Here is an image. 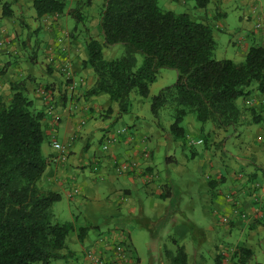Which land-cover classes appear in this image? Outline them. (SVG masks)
<instances>
[{
    "label": "trees",
    "instance_id": "trees-1",
    "mask_svg": "<svg viewBox=\"0 0 264 264\" xmlns=\"http://www.w3.org/2000/svg\"><path fill=\"white\" fill-rule=\"evenodd\" d=\"M90 2L87 0V4ZM207 3L208 0H198L200 7ZM33 6L38 17L67 11L79 22L83 18L79 8L67 10L66 0H34ZM6 7L4 15H10L11 10ZM98 27L100 38L88 33L86 42L88 58L83 64L92 68L96 76L87 96L108 95L110 101L117 104L118 117H121L129 111L133 90L148 97L160 71L175 70L176 82L152 97L151 111L159 119L160 111L170 108L173 122L169 133L173 140L182 141V145L187 144L190 148L195 145L182 125L189 114H194L199 123H211L216 136L220 130L234 132L243 123L248 110L242 109L238 100L245 99L253 90L264 95L263 43H252L242 62L215 59L217 43L211 26L196 21L188 13L163 10L159 0H105ZM262 31L264 29L259 30ZM114 45H123V54L116 59H106L103 48ZM138 54L143 58L140 66L137 65ZM26 82L23 79L13 83L8 100L0 95V264H51L54 260H67L76 255L67 245L68 236L76 230L74 221L60 222L53 211L61 195L38 186L50 163L42 150L45 112L36 111L34 102L27 97ZM129 130L128 126L112 128L104 130L100 137L102 151L108 154L118 173L122 162L130 166L135 162L111 151L127 138ZM200 141L198 143H204L207 148L208 141ZM142 157L151 158L152 151L144 150ZM173 158L168 156L167 160ZM135 166L125 173H133ZM206 181L216 187L221 176L217 179L206 177ZM260 186L254 184L253 191L257 193ZM171 189V184L163 185L160 197L168 198ZM233 196L231 192L226 194L235 203L238 198ZM239 211L235 212L237 216L248 218L242 208ZM92 228L90 225L78 228L77 236L81 242ZM102 235L98 240L104 239ZM115 246L124 248L130 260L133 259L135 252L130 244L120 241L114 243L112 249L107 245L101 252L103 258L107 252L110 254L107 263L124 261L116 258ZM87 250L95 251L92 247L86 248L84 255ZM253 255L251 249L238 247L236 260L231 262L248 264ZM174 263L187 264L183 246L177 245Z\"/></svg>",
    "mask_w": 264,
    "mask_h": 264
},
{
    "label": "crops",
    "instance_id": "crops-1",
    "mask_svg": "<svg viewBox=\"0 0 264 264\" xmlns=\"http://www.w3.org/2000/svg\"><path fill=\"white\" fill-rule=\"evenodd\" d=\"M33 2L34 0H0L2 18L0 32L8 39L15 37V41L24 36L23 41L27 43L29 37L36 36L37 43L45 50V60L49 65L48 71L45 74L41 73V77L49 80L46 82L49 83V95L55 105L53 112L47 110V102L41 94L31 90L34 78L26 82L27 94L34 97V107L45 112L43 130L45 140L49 138L47 144L44 142L42 150L43 154L50 158V163L38 186L58 192L62 198L64 194L68 201H75L77 206L92 208L95 212L101 211L107 220L113 222H108L111 226L95 236L89 237L88 231L83 242L76 236L79 247L78 250H72L78 254L92 247L97 254L103 252L107 246L100 245L98 238L101 234H107L113 243L130 241L135 252L130 261H110L108 264H175L177 245L183 246L187 254V264H233L231 261L236 260L235 250L238 247L249 248L254 253L248 264H264V95L253 90L242 103L238 102L242 109L248 110L245 111L243 123L232 132V142L224 140L226 136L221 135V130L216 132L223 139L220 138V144L222 142L224 145L231 144L237 153L232 154L229 163L221 164L209 159L200 164V169H203L208 179H217L221 176V182L212 187L206 181L208 205L201 212L205 222H194L190 218L187 222H190L191 226H188L187 223L176 219V215H186L179 200L176 199L179 193L176 192L169 175L160 174L158 171L154 148L149 138L142 135L134 123L128 125L130 133L126 135L127 138L111 150L114 154L130 157L135 161L137 165L133 173H118L112 166L108 154L103 151L94 150L92 160L88 156L89 162L83 163L90 149V139L97 131L112 130L108 123L111 124L118 115V106L112 103L106 94L87 96L96 79L93 69L83 64L88 58L86 50L88 32L84 34L82 29L74 24L72 19L74 17L67 11L60 15L38 17ZM5 5L11 10L10 15H4ZM262 6L264 7V3ZM69 9L68 7L67 10ZM222 15L220 12L219 16ZM10 25L14 28L12 34ZM90 27L89 33L95 35L93 26ZM96 31L99 34L98 30ZM257 33L251 31L250 35L242 37L245 40L244 59L252 43L259 42L264 45V32ZM4 58L8 59L7 56H0V63ZM65 63L68 64V69L64 73L62 66ZM33 68L35 67L33 66L31 70ZM34 70L36 71V68ZM5 76L8 74L5 73ZM37 81L40 82L39 79ZM72 82L73 89L69 85ZM109 108L111 111H108ZM255 117L258 119L257 122ZM213 131L212 127L210 138L217 137L214 141L217 145L219 137ZM55 136L62 137L63 144L71 143L64 161L59 151L52 146V139ZM78 141H81V145ZM144 150L152 151V157L143 158ZM172 157L174 158L166 161L179 164L177 158ZM96 164L100 167L98 171H94ZM87 165L92 169L91 177L86 176L73 190H69L72 169L76 167V170L84 173ZM166 184L172 185L171 195L162 199L160 195L164 191L163 185ZM254 184L261 185L257 193L253 191ZM228 192L238 198L239 207L248 214L247 219L233 212L234 201L226 197ZM77 195L79 196L76 197ZM89 198H94V201L91 203L88 201ZM192 209L196 210L195 207ZM122 212L126 213L125 219L116 223L115 218ZM88 221L90 223L87 225L94 229L98 227L96 216L89 217ZM170 224L174 228L171 236L172 245L167 246L165 243V249H162L160 245H156V240ZM132 226L134 227L130 230ZM138 226L148 230L154 241L153 249L149 250L148 256L137 249V239L133 232ZM72 258L64 261L68 262ZM104 258L110 259V254L107 252ZM77 264L94 263L85 258Z\"/></svg>",
    "mask_w": 264,
    "mask_h": 264
},
{
    "label": "rangeland",
    "instance_id": "rangeland-1",
    "mask_svg": "<svg viewBox=\"0 0 264 264\" xmlns=\"http://www.w3.org/2000/svg\"><path fill=\"white\" fill-rule=\"evenodd\" d=\"M105 0H91L87 4V0H67V7L79 8L82 12V20L79 22L78 18H72L74 24H76L80 29H82L85 34L86 31L92 29L94 36L99 38L100 27L97 29L96 24L98 22L99 14L101 12L102 6ZM264 0H208V3L204 7L198 5V0H159V6L163 10H171L176 13H188L193 19L199 22H203L211 26L213 34L217 43L216 50L214 52L215 59H232L236 63L242 62L244 60L243 45L245 40H243L246 34L257 33L258 30L255 29V25L261 19H264V7L262 6ZM222 12V16L219 13ZM2 18H0V21ZM1 28V25H0ZM13 26L10 25L11 34L14 33ZM98 33L97 34V31ZM259 34V33H257ZM244 37V38H242ZM24 36L20 40L15 41V37L8 39L2 32H0V41L4 42L3 46H0V56H7L8 59H2L0 66V91L1 96L4 100H8L11 97V86L13 83L19 80L32 81L31 90H35L37 94L40 95L41 90H45L49 87V80L43 79L41 73H46L48 71V64L46 63L45 50L36 41V36L29 37V42L23 41ZM27 40V38H26ZM19 41V42H18ZM242 51V52H241ZM103 52L106 59H116L121 57L124 52L123 45H114L111 47H104ZM8 60H10L8 62ZM12 60V61H11ZM142 55H137V65L142 64ZM0 63V64H1ZM36 68V71L33 68ZM34 72V73H33ZM5 73L8 76H5ZM32 74H34L32 76ZM40 77V78H39ZM39 79L40 82L37 80ZM177 73L173 69H162L158 75L157 81L153 83L150 87V94L148 97L140 96L136 90H133L130 94V107L129 111L118 117V115L113 119L111 125L113 129H119L124 126L132 125L140 130L142 135H146L149 138L151 145L154 148V153L156 155V160L158 161V171L160 174H168L171 183L175 185L176 192L179 193L176 197L178 202H180L181 207L186 213L185 216L176 215V219L187 223L188 226L190 222L188 219H192L194 222L204 223V216L201 214L203 208L208 205L205 188L207 186L206 174L203 169H200V164L209 159L215 160L218 163H229L232 159V154L237 153L235 148L231 144H225L222 142L220 144L221 135H225L224 140L233 141L232 131H222L217 142L214 141L217 137L210 138V131L212 129L211 123L202 124L195 119L194 114H189L183 122V126L188 131V139L195 143L193 148L188 147V145H182V141H175L170 137L169 126L173 122L172 114L170 108H163L160 111L159 119H156L151 111V100L152 97L159 93V91L169 85L176 82ZM48 80V81H47ZM47 81V82H46ZM46 86V87H45ZM49 93V88L47 89ZM27 97L34 101V97L27 94ZM243 99H239L238 102L242 103ZM36 108V107H35ZM38 109L36 108V111ZM104 124H107L104 122ZM104 130H98L94 137L90 139V149L83 163L92 160L94 155V150L102 151V143L100 137L102 136ZM213 136V135H212ZM56 140L63 144L62 137H56ZM49 138H46L45 142L47 144ZM200 140H207L208 143L205 148L204 143H198ZM45 144V148H46ZM81 145V141H78ZM197 150V151H196ZM196 151L193 155L192 152ZM88 156L90 157L88 159ZM168 156H175L179 164L167 162ZM94 159V158H93ZM96 166V170L100 169ZM72 169V174L69 176V190L85 180L86 176L91 177V168L86 166V171L83 173ZM98 173V172H96ZM121 181V179L119 180ZM99 184V183H98ZM75 190V189H74ZM63 198L53 206V211L60 222H67L74 220L76 230L71 232L67 238V245L72 250H78L79 243L76 239L78 235V228L86 226L90 221L89 217H95L98 220V227L89 230V237L95 236L98 232L106 231L111 224V220H107L104 213L101 211L95 212L92 208H85L83 206H77V203L70 202L62 195ZM77 195L76 197H78ZM78 200V198L76 199ZM88 201L91 203L94 198H89ZM147 207V206H146ZM193 207L196 208L192 209ZM97 213V214H96ZM73 216L75 219H73ZM126 213L122 212L117 216L116 223L123 221L125 219ZM139 218V217H138ZM119 221V222H118ZM113 223V222H111ZM124 223V222H123ZM140 223V222H139ZM140 225V224H139ZM134 226L130 228L132 230ZM134 236L137 239L136 245L140 253L148 256L149 250L153 249L154 241L148 230L143 229L138 226L134 228ZM174 228L171 224L166 226L160 235L157 237L156 245H160L162 249H165V243L167 246L172 245V238ZM101 236V235H100ZM104 239V244L108 245L111 249L113 247L112 239L107 234L102 235ZM131 248L134 249L131 242L128 241ZM85 259L84 253H76L72 259L65 262L64 259L54 260L51 264H77ZM87 259V258H86ZM103 264H108L106 259H102ZM93 262V261H92ZM95 264V262H93ZM257 264V263H255Z\"/></svg>",
    "mask_w": 264,
    "mask_h": 264
},
{
    "label": "built area",
    "instance_id": "built-area-1",
    "mask_svg": "<svg viewBox=\"0 0 264 264\" xmlns=\"http://www.w3.org/2000/svg\"><path fill=\"white\" fill-rule=\"evenodd\" d=\"M255 29L258 30V31L261 30V29L262 30L264 29V19H261L259 22L256 23ZM3 45H4V42L0 41V46H3ZM67 69H68V64H66V63L63 64L62 71L65 73L67 71ZM69 85H70L71 89L74 88V83L73 82L70 83ZM40 94H41L42 98L47 102V104H46L47 110L49 112H53L54 109H55V105H54L53 101L51 100L49 93L47 91H45V90H41ZM52 146L59 151L61 159L63 161L66 160V153H68V149H69V147H71V143L61 144L56 139H53ZM135 165H137L135 162L132 164V166L128 165V163H123L122 162L117 170L119 172H129V171L134 169L133 167ZM239 206H240L239 200L235 201L234 207H233L234 208L233 209L234 212L240 213V211H239L240 207ZM243 217H245V215H243ZM99 242L101 244H104V241H102V239L99 240ZM114 248H116V254H117L116 258L122 259L125 262L130 260V256H129V254L127 252H124V248H122L121 246H115ZM85 257L89 258L91 261L95 262V264H101L103 262L102 259H105V258H103L102 253L100 252V253L97 254L96 250L95 251L94 250H91V251L87 250L85 252ZM104 257H105V255H104Z\"/></svg>",
    "mask_w": 264,
    "mask_h": 264
},
{
    "label": "clouds",
    "instance_id": "clouds-1",
    "mask_svg": "<svg viewBox=\"0 0 264 264\" xmlns=\"http://www.w3.org/2000/svg\"><path fill=\"white\" fill-rule=\"evenodd\" d=\"M86 258V257H85Z\"/></svg>",
    "mask_w": 264,
    "mask_h": 264
}]
</instances>
